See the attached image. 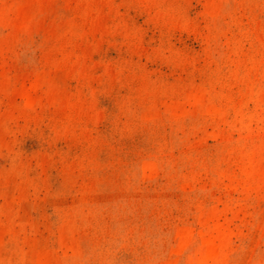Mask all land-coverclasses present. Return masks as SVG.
Returning a JSON list of instances; mask_svg holds the SVG:
<instances>
[{"label": "rangeland", "instance_id": "374dc122", "mask_svg": "<svg viewBox=\"0 0 264 264\" xmlns=\"http://www.w3.org/2000/svg\"><path fill=\"white\" fill-rule=\"evenodd\" d=\"M0 264H264V0H0Z\"/></svg>", "mask_w": 264, "mask_h": 264}]
</instances>
